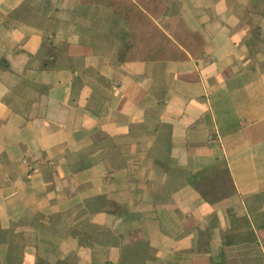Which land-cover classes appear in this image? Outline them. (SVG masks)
<instances>
[{"label":"crops","instance_id":"1","mask_svg":"<svg viewBox=\"0 0 264 264\" xmlns=\"http://www.w3.org/2000/svg\"><path fill=\"white\" fill-rule=\"evenodd\" d=\"M163 1L198 57L120 63L110 9L0 0V264H264V0Z\"/></svg>","mask_w":264,"mask_h":264},{"label":"trees","instance_id":"2","mask_svg":"<svg viewBox=\"0 0 264 264\" xmlns=\"http://www.w3.org/2000/svg\"><path fill=\"white\" fill-rule=\"evenodd\" d=\"M101 5L127 25L117 51L120 63L182 61L198 57L203 38L188 30L177 17L167 16L163 0H81Z\"/></svg>","mask_w":264,"mask_h":264},{"label":"rangeland","instance_id":"3","mask_svg":"<svg viewBox=\"0 0 264 264\" xmlns=\"http://www.w3.org/2000/svg\"><path fill=\"white\" fill-rule=\"evenodd\" d=\"M225 184H226V183H224V185H225ZM220 187H221V186H220V183H217V184H216V188H217V190H220ZM228 187H229V185H228ZM228 187H227V184H226L225 187L222 188V190H226V188H228ZM204 189H205V190H209L210 187H204ZM217 194H218V193H217Z\"/></svg>","mask_w":264,"mask_h":264},{"label":"built area","instance_id":"4","mask_svg":"<svg viewBox=\"0 0 264 264\" xmlns=\"http://www.w3.org/2000/svg\"><path fill=\"white\" fill-rule=\"evenodd\" d=\"M34 173H36V169L32 168V169H30V171H28V176L30 177Z\"/></svg>","mask_w":264,"mask_h":264}]
</instances>
